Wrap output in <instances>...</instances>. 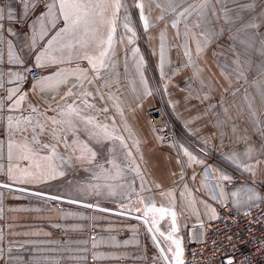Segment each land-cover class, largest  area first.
I'll list each match as a JSON object with an SVG mask.
<instances>
[{
    "label": "crops",
    "instance_id": "1",
    "mask_svg": "<svg viewBox=\"0 0 264 264\" xmlns=\"http://www.w3.org/2000/svg\"><path fill=\"white\" fill-rule=\"evenodd\" d=\"M127 1L138 35L130 36L124 30L122 7L116 15L108 67L101 69L102 78L96 79L88 60L82 58L83 50L78 54L73 50L70 56L67 52H53L57 63L41 61V66H37L36 56L47 40L63 27V21L57 20L56 28H50L44 40L37 38L35 47H30L33 26L39 28V20L46 15L47 5L53 0H30L27 11L21 0H0V9H4L5 15L0 20V182L128 215L0 187V264H166L144 223L129 217L143 216L142 211H135L144 207L140 199L176 213L178 231L174 238L181 244L183 239L194 242L203 239L207 225L214 219L213 200L216 196L220 198L218 184L223 188L220 199L238 211L261 200L260 192L264 190V0H207L204 17L193 13L187 20L180 13L189 6L198 8L203 0H171V4L170 0ZM9 8L11 20L7 19ZM141 15L147 18V29ZM177 19L179 23L173 27L172 22ZM250 24L257 27H248ZM9 41L22 63H9ZM125 44L130 46L128 51H124ZM186 50L190 52V60ZM143 52L147 54V63ZM146 64L152 71L151 77L145 70ZM35 66L41 69L42 75L33 81L27 70ZM73 69L83 70L85 75L79 80L69 75L66 83H56L62 71L68 75ZM10 73H19L24 78L17 81ZM42 81L52 83L43 86L42 91ZM123 81L126 92H123ZM73 85H77L74 95L63 100ZM154 85L158 96L153 92ZM17 88L19 92L13 99L19 95L25 99L18 110L10 112L8 90ZM82 91L90 95L81 97ZM102 98L107 100L101 101ZM72 100L84 109L82 100L89 104L98 102L95 103L98 108L110 110L109 116L95 117L96 121L108 125L109 130L114 128V135L130 142V165L136 169L133 171L136 177L141 178L136 184H111L114 195H108L104 188L96 195L89 186L97 184L75 188L69 176L79 167L75 164V140H91L90 130L86 131L82 123L78 124L82 127L81 136L65 138V146L47 131L36 135L43 144L49 145L43 155L50 154L55 147L62 158L57 161L58 172L63 175L55 174L54 178L49 175L39 182L9 179V129H4L5 119L18 115L16 119L31 117L34 122L32 107L44 113L48 108L64 107ZM158 103L179 131L176 143L162 144L147 121L146 111ZM27 109L31 113H26ZM192 145L204 149L208 156L197 152ZM79 150L83 155L90 154L83 146ZM186 152L199 162L191 161ZM24 166L22 162L20 167ZM246 166H251V170ZM221 174L229 177L238 174L249 183L229 186L228 181L218 180ZM249 189L257 199L249 200L247 205L234 203L231 193L240 194L237 200H247ZM167 216L157 225L165 234L170 226ZM158 239L165 255L170 257L167 247L171 241L164 242L159 235Z\"/></svg>",
    "mask_w": 264,
    "mask_h": 264
},
{
    "label": "snow or ice",
    "instance_id": "2",
    "mask_svg": "<svg viewBox=\"0 0 264 264\" xmlns=\"http://www.w3.org/2000/svg\"><path fill=\"white\" fill-rule=\"evenodd\" d=\"M23 4V8L27 11L30 7V0H21ZM171 4V0H170ZM123 7L121 0H53L52 3L47 5V13L46 15L41 16L39 20V28L33 26V36L31 38L30 47H35L37 43V38L39 40H44L45 37L49 35V30L55 29L57 25V20L63 21V27H61L58 31L55 32L54 35L51 36L50 39L47 40V43L43 46L42 50L36 56L37 66H41V61H49L51 63H57V57L52 55L53 52H59L61 54L67 52L69 56L75 50L77 54L83 50L85 55L82 57L83 59H87L89 64L92 67V70L96 73L95 78L101 79L100 70L108 67L107 61L110 59L109 49L113 45V35L116 32V15L117 12ZM138 8H143L142 4H137ZM207 8V0H203V2L199 5V7L189 6L185 8L181 13L180 17H183L185 20L188 17L192 16L195 13L196 16L203 18L205 15V9ZM175 10V9H173ZM5 19L4 9H0V20ZM7 19H12V9L9 8L7 10ZM162 19V17H161ZM141 20L144 21V26L147 29L148 21L147 18L141 15ZM177 23H179V19L174 20L172 22V26L176 27ZM199 27V23L196 24ZM128 28V25H125ZM187 28V25H185ZM248 27L255 28L257 25L250 24ZM128 31L131 32L132 29L128 28ZM162 38H163V34ZM187 36V32L185 33ZM131 42V38H129ZM91 51L93 54L89 55L88 52ZM200 51V43L197 41V52ZM185 55L191 59L190 52L188 50L185 51ZM8 58L9 63L20 64L22 63L19 56L15 54L12 49V44L8 42ZM62 59V57H61ZM161 63L163 64V51L161 54ZM139 70V65L137 66ZM79 73L80 75H77ZM10 75L14 76L17 81L22 80L24 77L19 73H10ZM69 75L76 76V79L79 80L81 75H85L83 70L73 69L71 73L66 75L63 71L59 74L56 83L63 84L66 83ZM86 78V77H85ZM11 83V81H10ZM51 81H42L41 90L43 91V86L50 85ZM89 84L92 83L91 80L88 81ZM77 85H73L68 89V92L65 93V96L62 97L63 100L67 101L68 97L74 95L73 89L76 88ZM147 91V89H146ZM19 89H9L7 99L10 101L8 105V110L14 111L18 110L19 105L25 99L23 95H19L18 98L13 99L14 96L17 95ZM81 97H86L90 95V93L86 91H82L79 93ZM86 108H92L94 105L89 104L87 100L81 101ZM31 111L35 113L37 108L32 107ZM101 111L107 112V108H102ZM60 119L55 117L52 118V123L57 125H67L64 128L66 132L68 128H76L79 123L84 124L85 130H90V134L92 137L100 138L103 136L105 139H115L119 140L121 146L125 149L128 148V145L124 142L123 138L114 135L115 129L113 128L111 131L109 130L108 125L100 124L96 122V118L85 112L84 108H81L76 100H72L71 103H65L64 107L59 112ZM32 124L31 117H23L18 118L13 121V117H8V129H9V140L7 144V157L9 161L8 167V176L9 179L13 182H39L42 178L52 175L54 178L55 174L63 175L62 172H58L59 164L57 161L62 158L56 153L55 147H52L50 154L43 155L42 152L49 148L48 144H43L35 134H28V126ZM24 125V126H22ZM39 128L41 131L44 130V126L37 123V125L33 128V132L35 129ZM98 129H102V131H98ZM55 134V130H53ZM17 134L19 137V142H17ZM83 148L90 152L92 157L95 158V152L92 151L91 148L85 143L83 144ZM251 152V149H249ZM186 154L189 156V159L193 162L196 161L195 157L191 153ZM125 158H131V151H126L124 153ZM25 163L24 167H20L21 163ZM91 162V161H90ZM107 163L112 165V169L114 170V175L106 172L103 168V165L99 166L101 171L96 174V179H120L123 177L124 173L120 166L117 164L115 160H109ZM248 170H251V166H246ZM133 171L136 169L133 168ZM15 173H19L16 175ZM218 180L230 181L231 177L227 175L221 174L218 177ZM0 187L10 188V184H3ZM91 189L95 191L96 195L101 194V188L107 189L108 195H114L115 190L111 184L104 185H90ZM217 187L221 188L220 198H223V188L221 185H217ZM36 195H40L37 193ZM138 195V194H137ZM234 198V203H242L247 205L249 200H255L258 197L256 194L252 193L251 190H248V199L247 200H237L240 196L239 193L233 192L231 193ZM53 200H58L60 197H49ZM72 203H76L77 201H70ZM139 203L143 204V209L136 208L135 211L143 212V216L141 217L146 225H149L148 231L153 232L155 230L158 233L160 238H163L164 242L171 241V245H174L175 248L173 250L172 246L169 245L167 247V251L171 253V257L165 255V248L158 244L160 247V253L162 259L167 262V264H184L181 259L183 255V250L181 248L180 240L174 238V234L178 231L176 225V213L169 208L165 207H156L153 203H147L144 199H140ZM251 207V205H248ZM85 207H94L91 204L85 205ZM213 218L215 217V210L213 209ZM166 214L171 215L172 224L171 230L167 234L162 231L159 227H157L159 221L157 220V215L162 219ZM248 214V213H245ZM154 240H157V236H153ZM226 264H234V260L232 258H226Z\"/></svg>",
    "mask_w": 264,
    "mask_h": 264
},
{
    "label": "built area",
    "instance_id": "3",
    "mask_svg": "<svg viewBox=\"0 0 264 264\" xmlns=\"http://www.w3.org/2000/svg\"><path fill=\"white\" fill-rule=\"evenodd\" d=\"M27 74L35 81L41 77L42 72L35 66L29 68ZM25 112L31 113L29 109ZM39 113L36 111L34 114ZM17 116H12L13 121ZM146 118L162 144L177 142L179 131L166 116L162 106L149 108ZM6 128L8 118L5 119ZM192 146L200 154L208 156L204 149ZM242 182L249 183L235 174L227 183L233 186ZM260 194V202L243 211L234 209L216 196L213 200L216 218L207 225L203 239L199 242L188 239L182 241L184 264H226V258L229 257L234 260V264H264V190Z\"/></svg>",
    "mask_w": 264,
    "mask_h": 264
},
{
    "label": "rangeland",
    "instance_id": "4",
    "mask_svg": "<svg viewBox=\"0 0 264 264\" xmlns=\"http://www.w3.org/2000/svg\"><path fill=\"white\" fill-rule=\"evenodd\" d=\"M123 7H124V12H123L124 30H128V28H131L132 31L131 32L128 31V34L130 36L136 37L138 34L136 32V28H134V24H133L134 18L132 16V13L129 12L127 0H123ZM125 25H128V28H126ZM129 47L130 46L128 44H125L124 51H128ZM140 48L142 49V46H140ZM142 55L146 59V63H147V58H146L147 54L143 52ZM145 70L148 72V74L151 77L152 71L148 64H146ZM124 81H123L124 84L123 92H126L127 89ZM153 92L155 95L158 96V92L155 85L153 88ZM95 100L99 101L98 99ZM103 100H107V99L102 98L101 101ZM95 103L98 102H94V101L90 102V104L94 105V107L85 108V112L86 113L89 112V114L94 117H98V116L107 117V115L108 116L110 115L109 114L110 110L108 108H107L108 109L107 112L101 111L102 108H98ZM157 105L161 106L162 104L158 103ZM62 108L63 107L55 106L54 108L46 109L44 113L38 111L40 113L32 117L35 123L32 122V124L28 126V134L37 135L38 133H44V131H47L48 134L55 135L59 140L58 142H60L59 144L62 146L66 145L67 143L66 139L70 140L69 138H71L72 136L75 137L81 136L82 133L81 126H77L76 128H68L67 131L65 132L64 128H66L67 125H57L52 123L53 117L60 119L59 112L61 111ZM37 123L44 126L43 131H41L39 128H36L35 132H33V128L37 125ZM53 130H55V134ZM102 137L103 136H101L100 138H95L91 136V140L85 142L82 140H75V148H76L75 164L79 165V167L78 168L76 167L77 170L71 173V175L69 176L72 177L71 183L75 184V188L78 190L83 188L82 184H136V181H138V179H141L140 177L139 178L136 177V174L132 170L134 167L130 165L131 158L128 159L125 158L124 153L126 151H129V147L125 149L121 146L120 141H116L115 139H105V138L103 139ZM124 142L127 145L130 143L125 140ZM85 143L89 145V148H91L92 151L95 152L96 154L95 158L92 157L91 153L88 155V153L86 154L85 152V155H83L82 151L79 150V147L81 148ZM109 160H115L117 162V164L123 170L124 173L123 177L120 179H109V180L96 179L95 178L96 174L101 171L99 167L101 165H103V168L106 172H109L112 175L115 174L114 170L112 169V165L107 163V161Z\"/></svg>",
    "mask_w": 264,
    "mask_h": 264
},
{
    "label": "water",
    "instance_id": "5",
    "mask_svg": "<svg viewBox=\"0 0 264 264\" xmlns=\"http://www.w3.org/2000/svg\"><path fill=\"white\" fill-rule=\"evenodd\" d=\"M3 184H7V183L0 182V185H3ZM2 188H5V187H2ZM5 189L14 190V191H18V192H22V193H26V194H31V195H35V196H40V197H45V198H49V197H53V196L60 197V199L55 200V201L60 202V203H67V204H71V205H76V206H80V207H85V205L89 204V203H85V202H81V201H77V200H71V199H68V198L61 197V196H56L54 194H49L47 192H43V191H40V190L28 189V188H23V187L15 186V185H11L10 188H5ZM37 193H39L40 195H36ZM70 201H77V202L76 203H72ZM91 205L94 206V207H91L92 209L104 210V211H108V212H112V213H117V214L120 213V212L118 213V212H114L112 210L104 209V208H102V207H100V206H98L96 204H91ZM85 208H89V207H85ZM120 210L121 211H124L125 213H129L128 211H125L123 209H120ZM120 215L128 216L127 214H124V213H120ZM133 215H135V214H133ZM129 217H133V218L138 219L139 221H142L144 223V221L141 218V216H136V215L135 216H130L129 215ZM157 220L159 221L158 224H160L162 219L161 218H158ZM167 220H168V223L170 225L169 226V229L167 231L170 232V230H171V224H172V217H171V215H168L167 216ZM144 225H145L146 230L148 231L149 225H146L145 223H144ZM148 233H149L150 237L152 238V240L155 242V244L158 247V244L160 245L159 239H158V233H156L155 230H153V232H149L148 231ZM154 235L157 236V240H154L153 239V236ZM158 248L160 249V247H158ZM168 253H169L170 257H171V253L170 252H168ZM181 259L183 260V255H182ZM166 264H167V262H166Z\"/></svg>",
    "mask_w": 264,
    "mask_h": 264
},
{
    "label": "flooded vegetation",
    "instance_id": "6",
    "mask_svg": "<svg viewBox=\"0 0 264 264\" xmlns=\"http://www.w3.org/2000/svg\"><path fill=\"white\" fill-rule=\"evenodd\" d=\"M180 244H181V242H180ZM172 246H173V250H174L175 246L174 245H172ZM181 248H182V244H181ZM182 250H183V248H182Z\"/></svg>",
    "mask_w": 264,
    "mask_h": 264
}]
</instances>
